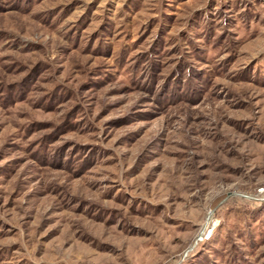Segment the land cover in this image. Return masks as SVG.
Instances as JSON below:
<instances>
[{
    "label": "rangeland",
    "instance_id": "obj_1",
    "mask_svg": "<svg viewBox=\"0 0 264 264\" xmlns=\"http://www.w3.org/2000/svg\"><path fill=\"white\" fill-rule=\"evenodd\" d=\"M0 264H264V0H0Z\"/></svg>",
    "mask_w": 264,
    "mask_h": 264
}]
</instances>
